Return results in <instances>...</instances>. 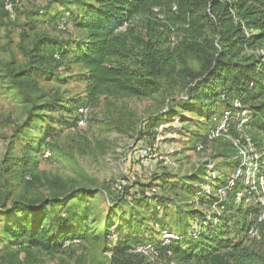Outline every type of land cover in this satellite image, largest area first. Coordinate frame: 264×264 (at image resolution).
Segmentation results:
<instances>
[{"label": "trees", "instance_id": "obj_1", "mask_svg": "<svg viewBox=\"0 0 264 264\" xmlns=\"http://www.w3.org/2000/svg\"><path fill=\"white\" fill-rule=\"evenodd\" d=\"M59 1L69 7L57 14L56 25L71 22L83 31V38L78 41L54 40L51 44L46 40L35 42L27 52L24 66L17 69L10 64L6 66L18 89L30 86L33 74H28V71L42 70L46 64L49 71H53L64 58H68L82 67L81 76L85 83L80 102L67 106L68 112H79V108L86 106L82 102L96 106L101 99L141 100L159 94L167 96L166 91L183 83L185 99L194 102L192 108L210 119L205 140L216 128L213 118H225L226 128L234 137L237 136L235 133L242 131L251 132L254 140H264V0ZM154 8L158 11L154 12ZM25 97L30 102L29 122L45 107L56 104L53 100L39 104L27 93ZM218 106L223 109L217 118L214 110ZM77 115L74 120L78 122L83 115ZM242 118L246 122L239 127ZM39 131H34L38 133L36 138L28 140L30 152H26L22 166L27 165L30 155L41 153L44 156L48 151L46 136ZM250 140L253 141L252 138ZM258 154L257 175L264 181V153ZM238 161L240 159L233 169ZM127 177V184L122 189L114 184L110 193L105 192L106 206L110 209L117 207L130 195L131 200L140 201L138 204L143 209L127 213L124 219H112L108 236L115 238L110 240L111 246L106 250L107 264H155L153 254L167 264L178 260H194L198 264H250L245 258L244 236L254 239L247 232L251 226L257 225L261 237L264 222L257 223L258 204L242 207L243 204L234 200L235 192L242 186V177H238L234 186L221 198L217 189L226 186L227 178L211 180L208 190H202L201 185L192 190L190 193H193L195 201L205 203L210 211L213 205L217 206L220 212L196 210L195 216L186 221L190 225L181 232L168 228L157 216L165 207L167 196L144 193L156 176L148 181L145 180L147 175L139 181L133 180L131 175ZM23 179L26 181L31 177L25 175ZM60 192L36 201L13 200L9 206L1 203L2 241L7 248L1 256L2 264L32 263L36 257L34 250L58 254L66 242L87 238L88 232H77L64 223L62 228L54 230L57 225L53 221L66 218L67 206L74 197H87L91 190L82 186H62ZM55 203L64 204V208L53 215L47 214L48 207ZM234 211L237 213L232 214ZM178 212L180 215L184 213L180 207ZM239 212L244 213L242 221L246 225L242 234L234 230V220ZM247 214L250 216L248 223ZM84 222L83 218L78 221L79 224ZM132 228L145 236L142 239L125 237ZM164 232L174 236L162 239ZM146 244L152 246L150 251H137V247ZM15 246L14 250L12 247ZM21 251L23 260L18 257Z\"/></svg>", "mask_w": 264, "mask_h": 264}, {"label": "rangeland", "instance_id": "obj_2", "mask_svg": "<svg viewBox=\"0 0 264 264\" xmlns=\"http://www.w3.org/2000/svg\"><path fill=\"white\" fill-rule=\"evenodd\" d=\"M4 1L0 0V205L9 206L13 200L36 201L53 197L61 193L62 186H82L91 190V195L87 197H74L67 206L66 218L56 217L58 220L53 221L57 225L54 230L62 228L64 223L77 232H88L87 238L66 242L58 254L34 250L35 262L21 264H107L106 250L111 246L110 240L115 238L108 236L112 219H124L127 213L143 209L138 204L140 201L131 200L130 195L117 207L110 209L106 206L105 192L110 193L114 184L122 189L127 184V175L136 181L146 175L147 181L156 176L144 193L167 196V203L157 216L165 226L177 232L190 225L187 220L195 216L196 210L220 212L214 205L210 211L205 203L195 201L190 192L200 185L202 190H208L211 180L218 178L222 181L233 176V166L238 159L264 153V140H254L251 132L242 131L235 133L237 136L234 137L226 128L225 118H213L217 129L224 128L218 134L216 129L211 130V137L205 140L210 119L192 108L194 102L185 99L183 83H179L174 90L166 91L167 96L159 94L149 99H101L96 106H90L81 98L86 106L81 112L84 123L79 125L74 120L79 112H68L66 108L78 105L82 96L85 83L80 65L64 58L53 71H49L48 64L42 70H30L28 74H33L32 81L24 90L14 85L6 69L7 64L16 69L24 66L27 52L38 40L51 44L54 40L82 39L83 31L71 22L56 25L57 14L69 6L59 0ZM7 3L12 4L10 11L5 9ZM25 93L39 104L53 100L57 107H45L29 122L30 102ZM222 109L218 106L214 110L217 118ZM36 129L46 136L45 147L49 155H30L27 165L22 166L29 151V138L38 136L34 132ZM139 150L146 152L141 155L143 163L137 154ZM153 173L156 174L152 176ZM25 175L31 179L25 181ZM255 197H261L264 202V188ZM260 199L245 200L242 207L256 205ZM179 207L184 211L182 215L178 212ZM61 208L64 204L50 205L47 214L53 215ZM239 213L234 220V230L242 234L246 225L242 221L244 213ZM81 218L85 222L79 224ZM249 218L247 214L246 223ZM115 222L122 224L119 220ZM2 227L3 216L0 213V264L4 261L1 256L7 249L2 241ZM254 227L258 229L257 225ZM140 232L132 228L125 237L142 239L145 234ZM260 233L259 240L244 236L245 258L250 264H264V226ZM165 234L171 233L164 232L162 239ZM12 248L15 250L16 246ZM153 256L155 264H167ZM18 257L23 260L22 251ZM172 262L198 264L194 260Z\"/></svg>", "mask_w": 264, "mask_h": 264}, {"label": "built area", "instance_id": "obj_3", "mask_svg": "<svg viewBox=\"0 0 264 264\" xmlns=\"http://www.w3.org/2000/svg\"><path fill=\"white\" fill-rule=\"evenodd\" d=\"M5 9L10 11L12 9V4L7 3L5 5ZM173 9H175V7H173ZM153 11L157 12L158 9L154 8ZM234 104H235V106H237L238 102L235 100ZM81 112H83V108H79V113H81ZM244 122H246V119L242 118L240 123H239V127H241V125L244 124ZM83 123H84L83 118L78 120L79 125H82ZM223 125H224V123H223ZM223 128H224V126L220 127L219 129L215 128L216 129L215 133L218 134V132L220 130H222ZM209 136H210V134H209ZM145 153H146L145 150L137 151L138 157L141 159V162L144 161L143 160L144 158H142L141 155L145 154ZM48 155H49V152L46 151L44 156H48ZM259 158H260V156L258 153H254L249 157L247 156V158H245V157L241 158L240 162L233 169V171L235 172L234 175L233 176L231 175L230 178L229 177L227 178L226 186L217 189L218 196L220 198L223 197L226 194V190H228L234 186L235 180L238 177H242L243 178L242 184L243 183H246V184L239 187V189H237V191L235 192V194H234L235 202H238L240 204H244L245 200H248V199H254V198L260 199L261 197H255V194H257L260 191H263V188H264L263 179L257 175L258 168H259V164H258ZM144 164H147V163H144ZM236 171H237V173H236ZM116 187L118 189H121L120 185L116 184ZM257 204L259 205V208H260V213L257 217V222H264V202H263V199H260V202H257ZM247 233H248V236L250 238H254V239L260 238L259 230L254 226H251ZM168 235L165 234L163 237L164 238L172 237L171 234H168ZM151 247H152L151 245L147 244L144 246L137 247V251L147 253L148 251H150ZM170 264H173V262H171Z\"/></svg>", "mask_w": 264, "mask_h": 264}]
</instances>
